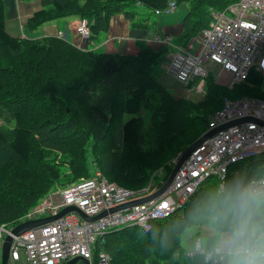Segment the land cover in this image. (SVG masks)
I'll return each mask as SVG.
<instances>
[{
  "label": "trees",
  "instance_id": "obj_1",
  "mask_svg": "<svg viewBox=\"0 0 264 264\" xmlns=\"http://www.w3.org/2000/svg\"><path fill=\"white\" fill-rule=\"evenodd\" d=\"M41 1L44 8L29 18V30L79 17L91 24L89 41L107 33L115 15L136 23L144 16L138 5L155 13L172 2ZM238 1L176 0L177 5L188 3L189 13L175 43L186 48L209 27L213 13ZM5 21V1L0 0V225L16 227L56 186L91 178L90 165L128 189L140 190L150 182L161 187L174 160L208 131L224 98L264 99V76L256 71L232 89L219 85L210 72L203 100L177 98L159 81L168 48L140 43L135 56L81 50L57 37H13ZM263 173L264 153L233 165L224 189L217 178L207 180L193 199L156 221L151 231L132 226L107 233L96 243L93 264L102 252L110 264H184L186 230L236 186Z\"/></svg>",
  "mask_w": 264,
  "mask_h": 264
},
{
  "label": "built area",
  "instance_id": "obj_2",
  "mask_svg": "<svg viewBox=\"0 0 264 264\" xmlns=\"http://www.w3.org/2000/svg\"><path fill=\"white\" fill-rule=\"evenodd\" d=\"M177 8L176 1H172L155 13L170 14ZM76 33L82 41H89L92 35L89 20L81 18ZM59 38L85 50L64 33ZM164 42L175 50L167 73L201 95L211 72L204 67L206 62H213L229 73L224 84L231 89L237 82L247 80L252 71L264 76V0H239L225 11L213 13V21L199 35L201 47L197 52L174 45L171 38ZM249 117L262 124L249 121L235 125L206 141L183 163L168 189L152 201L110 213L112 208L146 198L160 187L150 182L140 190H132L109 182L100 172L64 187L54 194L59 195L57 199L50 194L26 213L22 222L50 217L71 206L88 217L105 211L108 214L91 223L79 213L70 212L14 237L10 262L19 261L23 249L29 264H66L77 257L93 264L96 243L110 231L132 226L151 231L156 221L166 219L184 206L209 179L217 178L224 189L233 165L264 153V99L224 98L222 108L210 117L208 130ZM256 180H264V173ZM12 229L0 225V242L5 241ZM110 261L108 254L99 253L98 264H110Z\"/></svg>",
  "mask_w": 264,
  "mask_h": 264
},
{
  "label": "crops",
  "instance_id": "obj_3",
  "mask_svg": "<svg viewBox=\"0 0 264 264\" xmlns=\"http://www.w3.org/2000/svg\"><path fill=\"white\" fill-rule=\"evenodd\" d=\"M6 7V30L10 35L21 39H43L48 37L59 38L60 33L69 36L71 40L82 45V49L102 51L109 54L135 56L140 52L138 44L145 43L154 50L168 48V52L164 55L162 64V72L159 76V81L169 89L175 97L192 99L200 101L203 96L196 93L179 82L176 78L167 73V67L174 55L175 50L169 48L165 44V40L172 39L174 45L183 33V22L189 13L188 3L178 4L175 12L170 14L157 15L150 13L142 5H138L144 16L137 17L136 23L124 16L118 14L112 17L110 29L107 33L102 34L96 41H82L76 33V27L79 25L81 18L68 17L61 18L51 23L45 24L37 30H29L27 22L37 11L43 9L44 5L41 0H4ZM176 1V0H171ZM147 15V16H146ZM147 17V20H143ZM178 46V45H177ZM201 44L199 35L195 37L185 49H190L193 52L199 51ZM224 79L229 77V73L223 71ZM223 79V80H224ZM219 85H224L221 80H218ZM55 197V196H54ZM42 219V218H41ZM26 222V221H25ZM23 223V222H21ZM2 245L0 243V254L2 255ZM190 255L191 252H190ZM12 264V262H10ZM81 264V263H80Z\"/></svg>",
  "mask_w": 264,
  "mask_h": 264
},
{
  "label": "clouds",
  "instance_id": "obj_4",
  "mask_svg": "<svg viewBox=\"0 0 264 264\" xmlns=\"http://www.w3.org/2000/svg\"><path fill=\"white\" fill-rule=\"evenodd\" d=\"M201 219L191 254L202 264H264V180L236 186Z\"/></svg>",
  "mask_w": 264,
  "mask_h": 264
},
{
  "label": "water",
  "instance_id": "obj_5",
  "mask_svg": "<svg viewBox=\"0 0 264 264\" xmlns=\"http://www.w3.org/2000/svg\"><path fill=\"white\" fill-rule=\"evenodd\" d=\"M249 121L262 124V122H259V120L255 119V118L252 119L251 117H249V118H243V119H238V120H235L232 122H228V123H225L224 125H221L217 128L208 130L201 137H199L195 143H193L191 146H189L184 152H182L179 155L178 161L174 165L173 170H172L169 178L167 179V181H165L161 185V187L155 193L151 194L150 196H148L146 198H142V199H139L136 201H132V202H129L126 204H122V205H119V207L118 206L114 207L109 212L114 213L117 211H121L123 209H128V208H131V207L152 201L154 199H157L172 184L173 179L176 176V173L178 172V170L183 165V163L186 162V160L189 158V156L194 151L199 149V147L202 146L206 141H208L212 137L218 135L221 131H226L227 129H229L232 126L239 125V124L249 122ZM70 212L79 213L86 221L91 222V223L101 219L102 217H105L108 214V212L105 211L98 216L88 217L86 214H84L82 211H80L77 207L71 206V207L65 208L64 210H62L61 212H59L56 215H53L50 217H45L42 219L23 222V223L17 225L16 227H13L11 234L5 238V241L3 242V245H2V255H0L1 256V264H10L11 247L13 244L12 241H14V237H19L31 229L37 228L38 226H42V225L54 222V221L62 218L63 216H65L66 214H68ZM80 263L81 264H91V262L89 260L84 259L82 257L74 258V259L68 261L66 264H80Z\"/></svg>",
  "mask_w": 264,
  "mask_h": 264
},
{
  "label": "rangeland",
  "instance_id": "obj_6",
  "mask_svg": "<svg viewBox=\"0 0 264 264\" xmlns=\"http://www.w3.org/2000/svg\"><path fill=\"white\" fill-rule=\"evenodd\" d=\"M204 67L205 68H209V69H211V72L216 76V78H217V81L218 80H223L224 79V77H223V69L221 68V67H219V66H217V64H215V63H213V62H206L205 64H204ZM223 78V79H222ZM225 81H226V79H224V81H223V83H225ZM222 86H225V84L224 85H222ZM199 100H203L202 98L201 99H199ZM130 117V116H129ZM129 117H127V119L129 118ZM0 122H1V120H0ZM178 158H179V156H178ZM178 158L177 159H175V160H177L178 161ZM174 160V161H175ZM177 163V162H176ZM174 164L175 163H172V165L174 166ZM89 171H90V173L92 174V177H94L95 176V174H96V172H100L101 174H102V172L101 171H99V170H94V167L92 166V165H90V168H89ZM103 175V174H102ZM82 179H85V178H82ZM68 186V185H67ZM64 187H66V186H56L55 188H54V190H53V192L51 193V197H53L54 196V194H56V193H58V191H60L61 189H63ZM49 196V197H50ZM55 199H57V198H59V195L57 194V195H55ZM193 199V198H192ZM44 201V200H43ZM42 201V202H43ZM37 206V205H36ZM35 207V206H34ZM33 207V208H34ZM32 209V208H31ZM30 209V210H31ZM29 210V211H30ZM28 211V212H29ZM204 216V215H203ZM202 217V216H201ZM201 217H200V219H199V221H198V224L197 225H195V226H193V227H190L189 229H187L186 230V232L184 233V235H183V239H182V243H183V246H184V248H185V252H184V254H183V256H182V258H183V262H184V264H202V261H201V259H200V257H198V256H196V255H190V252H191V249H192V247H193V243H194V241H195V239H197L199 236H198V234H203V231H204V229H203V223H204V221L201 219ZM23 222H25V221H23ZM1 243V242H0ZM25 254V250H20V256H21V259L19 260V261H17V262H13L12 264H29V262H28V260H27V257H26V255H24ZM1 255V254H0ZM0 264H1V256H0ZM94 264H98V261L96 262L95 261V263Z\"/></svg>",
  "mask_w": 264,
  "mask_h": 264
}]
</instances>
